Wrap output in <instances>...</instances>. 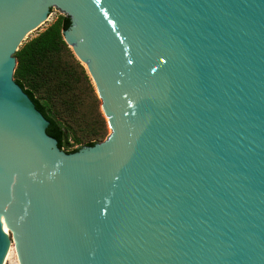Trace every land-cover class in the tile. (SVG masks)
<instances>
[{
    "label": "water",
    "instance_id": "1",
    "mask_svg": "<svg viewBox=\"0 0 264 264\" xmlns=\"http://www.w3.org/2000/svg\"><path fill=\"white\" fill-rule=\"evenodd\" d=\"M52 8L109 129L69 152L13 78ZM10 243L19 264H264V0H0V264Z\"/></svg>",
    "mask_w": 264,
    "mask_h": 264
},
{
    "label": "trees",
    "instance_id": "2",
    "mask_svg": "<svg viewBox=\"0 0 264 264\" xmlns=\"http://www.w3.org/2000/svg\"><path fill=\"white\" fill-rule=\"evenodd\" d=\"M63 27L64 15H59L18 47L14 53L13 78L48 120L46 133L57 140L60 149L69 152L100 141L107 135V124L86 69L63 40ZM84 105L87 110L82 111ZM73 124L85 131L86 139L75 136ZM73 143L80 146L72 147Z\"/></svg>",
    "mask_w": 264,
    "mask_h": 264
},
{
    "label": "rangeland",
    "instance_id": "3",
    "mask_svg": "<svg viewBox=\"0 0 264 264\" xmlns=\"http://www.w3.org/2000/svg\"><path fill=\"white\" fill-rule=\"evenodd\" d=\"M52 11H51V13H50V15L48 16V19L46 20V21H44L41 25H39L37 28H35V29H32L26 36H25V38H24V40L22 41V43L20 44V45H22L25 41H27V40H29L30 38H32V37H34L37 33H39L40 31H42L45 27H47L49 24H51L56 18H57V16H59V15H63L59 10H57V9H55V8H52L51 9ZM67 44V43H66ZM19 45V46H20ZM67 46H68V44H67ZM69 47V46H68ZM70 48V50L72 51V49H71V47H69ZM72 53H73V51H72ZM73 55H74V57L78 60V58L75 56V54L73 53ZM79 62H80V60H79ZM81 63V62H80ZM82 64V63H81ZM83 66H84V64H82ZM84 68H85V66H84ZM86 69V68H85ZM86 72H87V70H86ZM88 73V72H87ZM89 75V74H88ZM90 77V76H89ZM91 79V78H90ZM91 82H92V79H91ZM92 84H93V82H92ZM94 86V85H93ZM94 91H95V93H96V90H95V87H94ZM96 95H97V93H96ZM98 97V96H97ZM88 101H86L87 103H88V105L90 104V102H91V98L89 99V97H88V99H87ZM98 100H99V98H98ZM86 103V104H87ZM88 105H87V107H88ZM81 109H82V111H85V110H87V108L85 107V105L83 106V107H81ZM99 110L101 111V109H100V100H99ZM94 111V109L93 108H91L90 109V112L92 113ZM102 113V112H101ZM103 115V114H102ZM60 116L62 117V116H64V114H63V112H61V114H60ZM105 118V117H104ZM107 124V123H106ZM73 127H75V125L73 124ZM74 129V134H75V136L76 137H79V138H81V139H86L87 137H85L86 136V133H85V131L83 132V131H81V129H79V128H77V127H75V128H73ZM108 132H109V129H108V126H107V134H108ZM107 136V135H106ZM105 136V137H106ZM104 137V138H105ZM104 138H102L101 140H103ZM100 140V141H101ZM69 141L70 142H72V139H70L69 138ZM99 142V141H98ZM78 146H80V143H73V146L72 147H78ZM64 150V149H63ZM9 230V229H8ZM9 233H11L10 232V230H9ZM13 246H14V248H13V251H12V253L9 255V256H7V259H6V261L3 263V264H19L18 263V259H17V254H16V249H15V245H14V243H13Z\"/></svg>",
    "mask_w": 264,
    "mask_h": 264
},
{
    "label": "bare ground",
    "instance_id": "4",
    "mask_svg": "<svg viewBox=\"0 0 264 264\" xmlns=\"http://www.w3.org/2000/svg\"><path fill=\"white\" fill-rule=\"evenodd\" d=\"M28 33H29V32H28ZM28 33H27V34H28ZM1 224L3 225V230H4L5 232L9 233L8 226H7V222H6L4 219H1ZM13 248H14L13 243H10L9 248H8V251H7L6 256H5V260H4V262L6 261L7 256H9V255L12 253Z\"/></svg>",
    "mask_w": 264,
    "mask_h": 264
}]
</instances>
